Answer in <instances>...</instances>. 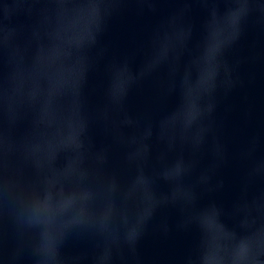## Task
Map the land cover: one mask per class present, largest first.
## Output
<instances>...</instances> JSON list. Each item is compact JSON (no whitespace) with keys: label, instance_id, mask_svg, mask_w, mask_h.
Here are the masks:
<instances>
[{"label":"water","instance_id":"obj_1","mask_svg":"<svg viewBox=\"0 0 264 264\" xmlns=\"http://www.w3.org/2000/svg\"><path fill=\"white\" fill-rule=\"evenodd\" d=\"M0 264H264V0H0Z\"/></svg>","mask_w":264,"mask_h":264}]
</instances>
